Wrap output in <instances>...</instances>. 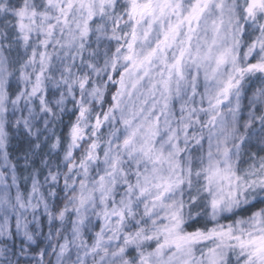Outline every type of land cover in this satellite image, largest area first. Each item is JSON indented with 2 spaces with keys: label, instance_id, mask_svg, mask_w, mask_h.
<instances>
[{
  "label": "snow or ice",
  "instance_id": "snow-or-ice-1",
  "mask_svg": "<svg viewBox=\"0 0 264 264\" xmlns=\"http://www.w3.org/2000/svg\"><path fill=\"white\" fill-rule=\"evenodd\" d=\"M38 218L55 248L17 241ZM0 235L16 264H264V0H0Z\"/></svg>",
  "mask_w": 264,
  "mask_h": 264
},
{
  "label": "clouds",
  "instance_id": "clouds-1",
  "mask_svg": "<svg viewBox=\"0 0 264 264\" xmlns=\"http://www.w3.org/2000/svg\"><path fill=\"white\" fill-rule=\"evenodd\" d=\"M47 159V158H46ZM53 219H55L53 217ZM58 223V221H55ZM35 224V230H32V225ZM51 222H48L47 229L45 228L44 224L41 223L40 219L38 218L35 221H29L28 225V235H25L23 231L18 232L16 239L17 241L23 240L25 241V244H32L33 246L36 245L37 243V238L42 240L45 245L51 244L53 248L56 247L58 241L56 237L54 236L53 232L50 230L51 229ZM5 239H8L11 241V236H3L0 235V241H3ZM4 247L3 244H0V248ZM17 248H19V245L17 244ZM25 252L28 251L27 247L24 249ZM36 257L34 256H28L24 257L21 255L13 256L12 255V249L11 245L9 244L7 253L3 256H0V264H5V261H10L11 264H16L17 260L19 259H35ZM73 261L75 260V256H72L71 258ZM44 264H58L57 257L55 254H53L52 251H49V257L48 260L44 262ZM62 264H69V260L67 258L64 259Z\"/></svg>",
  "mask_w": 264,
  "mask_h": 264
}]
</instances>
